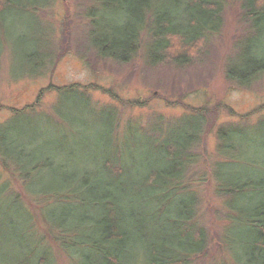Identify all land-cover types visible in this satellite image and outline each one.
Wrapping results in <instances>:
<instances>
[{"label": "trees", "instance_id": "trees-1", "mask_svg": "<svg viewBox=\"0 0 264 264\" xmlns=\"http://www.w3.org/2000/svg\"><path fill=\"white\" fill-rule=\"evenodd\" d=\"M88 1L93 5L86 17L90 49L118 64L132 60L144 41L141 37L149 40V61L190 64L220 32L229 6V0ZM237 2L250 36L225 75L250 88L264 76V47H257L264 40V0ZM49 3L0 0V55L13 50L16 58L22 50L17 57L25 65L23 73L12 74L15 78L47 74L54 66L50 39L46 47L36 43L10 47L9 21L15 12L36 17V11ZM98 6L111 14L107 26L98 22ZM23 40L18 35L16 43ZM57 91L54 130L21 122L36 114L31 111H15L0 126V168L21 185L24 182L21 190L38 206L33 215L20 194L8 190L0 177V196L12 195L7 212L24 207L33 239L24 241L28 234L18 232L14 240L21 252L15 264H53L52 242L72 264H203L214 248L221 256L215 264H264V117L256 124L242 119L220 127L216 133L219 160L201 168L198 149L209 121L206 112L173 121L175 130L171 124L156 127L155 122L125 131L120 140L124 133L119 132L115 112H103L101 129L92 122H69L60 107L63 98L81 102L76 107L84 116L95 109L89 106L88 95L74 86ZM253 128L261 132L258 139L248 137ZM100 133L106 136L101 139ZM207 183L225 208L221 212L226 224L215 243L201 212ZM6 223L12 232L18 229V221L9 218ZM38 223L46 226V239L36 232Z\"/></svg>", "mask_w": 264, "mask_h": 264}, {"label": "rangeland", "instance_id": "rangeland-1", "mask_svg": "<svg viewBox=\"0 0 264 264\" xmlns=\"http://www.w3.org/2000/svg\"><path fill=\"white\" fill-rule=\"evenodd\" d=\"M48 1V6L36 11V17L27 11H16L15 17L9 21L12 24L9 31L13 33L10 47L19 49L28 47L29 43L46 47L45 42L50 39V57L55 62L47 74L15 78L12 74L23 73L25 69V65L18 58L21 57L19 51L22 50L17 52L16 58L13 50L11 53L6 50L0 55V126L10 120L15 111H31L36 114L25 116L20 121L27 120L26 122L31 123L30 127L37 125L47 132L54 130L52 125L58 124L53 118V112L59 104L57 90L72 86L88 95L89 106L95 111L84 116L78 108L81 102L74 104L76 101L63 98L60 107L63 108L65 119L72 123L92 122L98 129H101L105 111H113L118 115L121 133L128 130L138 131L137 127L148 128L155 122L156 127L158 124L165 127L171 124L169 127L175 130L177 125L173 121L182 122L200 112H206L209 121L198 149L203 168L219 160L216 133L220 127L238 123L242 119L249 124H256L264 117V76L253 87L245 88L231 82L225 75L229 64L236 61L237 53L244 46L243 42L250 36L237 0L228 1L229 6L224 12L220 32L210 39L207 46L201 48L196 59L185 66H177L171 62L155 64L149 61V40L143 37L141 38L144 41L128 63L118 64L110 59H103L88 44L91 27L86 17L92 3L88 0ZM96 9L101 15L98 21L100 26H107L111 22V14L106 8L98 6ZM17 34L25 39L18 44ZM257 47H264V40ZM246 116L249 117L247 120ZM261 123L262 125H258L264 129V121ZM258 130L253 128L247 131L248 137L258 139L261 133ZM105 133H100L101 139L106 136ZM85 134H82L81 139ZM94 136L97 138L96 134ZM123 136L125 133L119 139ZM1 169V184L7 183L8 190L15 195L20 194L19 198L25 201V208L30 209L33 215L37 214L38 206L35 207L28 194L24 195L25 191L23 193L21 190L24 182L21 185L13 174ZM212 190L211 183L204 186L205 205H202L201 212L215 243L226 221L223 220L224 214L221 212L225 210L223 202L215 197ZM11 199L10 193L0 196V264H15L16 256L21 252L14 240L18 232L24 231L28 234L24 235V241H33L31 233H28L30 227L25 221L24 207L18 205L7 212ZM9 218L20 224L13 232L6 223ZM37 228L36 232L43 237L46 226L38 223ZM46 242L50 244V240ZM52 243L50 246L52 245L51 251L54 252L53 264H72L58 250V245ZM208 254L203 264H215L221 259L216 248Z\"/></svg>", "mask_w": 264, "mask_h": 264}]
</instances>
